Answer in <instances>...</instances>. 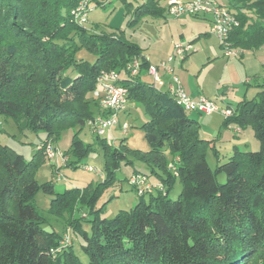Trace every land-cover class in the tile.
Masks as SVG:
<instances>
[{"label": "trees", "instance_id": "obj_1", "mask_svg": "<svg viewBox=\"0 0 264 264\" xmlns=\"http://www.w3.org/2000/svg\"><path fill=\"white\" fill-rule=\"evenodd\" d=\"M82 1L0 0V116L11 118L21 131L43 133L42 141L56 142L65 126L80 130L101 113L92 94L99 72L119 71L127 99L144 106L147 120L139 129L149 148L133 150L122 139L111 149L101 141L102 184L111 182L120 160L132 163L127 159L132 154L153 177L139 170L132 174L142 173L162 189L139 195L147 200L111 218L100 217L92 209L98 188L88 184L57 191L52 181L39 183L34 178L43 161L39 150L26 159L0 143V264H84L72 245L55 252L62 232L43 228L45 218L34 205L39 191L51 196L49 213L69 214L68 228L82 239L87 264H264V77L255 78V96L239 101L235 114L225 118L240 130L250 125L258 149L234 146L226 161L211 168L206 160L210 141L199 136L191 111L170 91L144 79L149 62L135 43L73 20L71 10ZM159 1L147 0L143 6L160 14ZM94 2L101 3L89 0L91 9ZM218 2L239 21L230 33L232 47L254 51L264 44V0ZM245 6L256 19L240 12ZM82 48L91 61L77 57ZM134 57L141 62L132 74L125 65ZM210 148L217 156L218 150ZM87 150L74 134L69 151L82 157ZM176 180L181 189L171 199L168 192ZM75 206L89 209L86 219L70 215Z\"/></svg>", "mask_w": 264, "mask_h": 264}, {"label": "rangeland", "instance_id": "obj_2", "mask_svg": "<svg viewBox=\"0 0 264 264\" xmlns=\"http://www.w3.org/2000/svg\"><path fill=\"white\" fill-rule=\"evenodd\" d=\"M97 1L101 3L96 4L94 2L90 11L89 6H87L88 9L78 10L81 13H88L86 22L82 23L85 28L103 30L108 33L112 32L135 43L142 53L148 56L150 64L153 65L166 61L174 52L175 45L190 46L186 53L177 55L173 63L174 74L179 75V79L181 78L180 73L185 72L184 74L188 77V83L198 92H202L203 95L217 100L222 105L230 103L233 109L238 100L242 98L245 90V98L247 100L255 96L258 90L255 78L259 75L264 77V44L254 51H241L237 57H226L223 55V49L218 40L213 35L208 34L210 29L208 21L193 16L173 18L164 10L165 0L159 1L162 9L160 14H152L146 10L143 4L147 0ZM220 1L228 3V0ZM86 4L88 5L89 3ZM233 10L235 11L236 9L233 8ZM240 12L252 19L257 18L254 11L247 6L240 8ZM261 21L264 23V18ZM77 57L88 61L93 59V56L83 48L77 52ZM213 57L215 59L210 61L209 59ZM230 61L237 64L240 73L244 77H250L252 80L250 85L238 83L232 84L233 88H231L225 79H219V74L224 71V65ZM162 73V70L158 71L161 79ZM164 75L166 74L164 73ZM143 76L146 81H151V77L148 74ZM167 78H170L169 75ZM154 84L155 87L166 90L162 82ZM219 90L228 91L220 95V92L218 94ZM238 93L240 94L239 96ZM216 98H221V101ZM189 115L199 122V136L210 141V147L214 146L219 152L215 156L210 147L207 149L206 160L211 168H214L217 163L226 161L234 146L243 151H255L259 147L250 125L242 127L240 132L235 133L233 128L237 125L231 121L226 124L225 118L220 113L189 112ZM146 120L147 115L144 112L143 104L128 100L126 109L118 114L117 125H114L111 131H106L100 139L96 138V135L92 133L87 124H84L80 130L75 125L65 126L60 131L56 142H52V140L42 141L44 134L41 132L36 134L25 130L21 131L11 118L0 116V143L11 147L26 159H30L36 150H39L43 161L34 173V178L39 183L52 181L57 191H61L64 188H83L88 184L98 188L92 209L94 211L97 210L100 217L111 218L119 210H127L139 200H147V195L139 196L128 184L127 178L132 174L133 170L149 174L150 177H153V175L142 162L135 159L132 154H128L127 159L131 160L132 163H127L124 159L120 160L118 169L111 174V182L102 184L104 183L106 169L104 165V147L101 141L112 149L113 147H119L120 141L124 139L125 144L130 149L148 150L149 146L142 131L139 129V126ZM126 121L129 128L127 134L124 135L122 134L121 125ZM74 134L88 148L82 157H78L74 152L69 151ZM48 145L58 148L62 153L68 152L65 162L61 163V158L59 157L49 158L46 155ZM68 161L75 162L77 166L67 165ZM85 167L92 168L96 173ZM217 179L220 182L224 181L223 175H219ZM180 189V183L176 180L168 192V197L176 199ZM50 199V195L41 191L34 198V205L37 211L44 216L46 221L43 228L46 230L54 229L59 233L62 232V235H69L71 237L70 245H72L74 253L84 264H87V256L80 250L82 239L74 235L68 228L69 214L65 213L60 218L49 213ZM76 206L74 209L77 210L70 215L77 217L81 215L86 219L89 209L87 207L78 209V206ZM82 223L85 229L88 230V224L84 221ZM56 264H61V262L59 261Z\"/></svg>", "mask_w": 264, "mask_h": 264}, {"label": "built area", "instance_id": "obj_3", "mask_svg": "<svg viewBox=\"0 0 264 264\" xmlns=\"http://www.w3.org/2000/svg\"><path fill=\"white\" fill-rule=\"evenodd\" d=\"M217 1L219 0H165L164 10L173 18L208 15L211 21L209 33L218 40L223 49V55L226 57H237L242 50L232 47L230 45L229 37L231 31L239 25V21L235 14L232 13V16H225L224 10H218ZM80 3H89V0H83ZM90 9L91 6L89 3V10ZM71 15L74 21L82 24L86 22L88 13L78 12L77 6L71 10ZM189 47L190 46L186 47L182 44H177L174 47V52L166 61H161L157 65L148 63L147 74L151 77V81L156 83L161 82L162 79L159 76L158 71L162 70L163 73L170 77L167 82V91L174 93L176 98L187 101L191 112L204 114L217 112L224 118L233 116L235 111L222 109L221 103H213L210 101V98L205 97V95L193 97L183 89L178 75L174 74L173 63L176 56L186 53ZM145 59L147 60V57H145ZM140 62V57L132 58L126 63L125 70L128 73H138ZM119 74H121V72L116 70H102V72H99V83H97V87H94L92 92L93 96L97 98L99 102L101 113L91 118V131L99 137L103 136L106 131L112 130V123L115 121L114 113L117 112V108H119L120 104H123L125 89L120 86H111V78H119ZM128 128L129 125L126 121L125 128L122 129V134L126 135ZM234 131L239 132L240 128L236 126ZM48 146L49 147L46 149V155L49 158L53 159L59 157L61 158V163L65 162L67 158L66 155L59 151L58 148H54L50 145ZM85 168L96 173L92 168ZM127 181L138 195H143L144 191L162 189V184L160 182L151 181L149 178L141 177V173L131 174ZM70 238L69 235L63 234L55 252H59L62 248L68 247L71 243Z\"/></svg>", "mask_w": 264, "mask_h": 264}, {"label": "crops", "instance_id": "obj_4", "mask_svg": "<svg viewBox=\"0 0 264 264\" xmlns=\"http://www.w3.org/2000/svg\"><path fill=\"white\" fill-rule=\"evenodd\" d=\"M200 18H203L205 19L206 21L209 22V24L211 25V21H210V17L208 15H203V16H198ZM208 34H210L208 32ZM244 51V50H242ZM143 54V53H142ZM144 55V54H143ZM145 57H147V60L149 62V59H148V56L144 55ZM215 59L214 57L212 59H209L210 61ZM150 63V62H149ZM185 73V72H184ZM183 72L180 73L181 75V78H180V82H181V85L183 87V89L191 96L193 97H196L198 95H203L202 92H198V90H196L191 84L188 83V77L184 74ZM220 75V78L219 79H225L226 83H228L229 86H231L232 84H238V83H245L247 85H250V83L252 82V80L250 79V77H244L241 73H240V69L238 68L237 64L230 61L228 62L226 65H224V71L222 73L219 74ZM260 76V75H259ZM168 76L164 75V73H162V84L165 86L164 88L167 89V82L169 81V79L167 78ZM179 77V75H178ZM257 77V76H256ZM231 88H233L231 86ZM228 90H219L218 91V94L220 92V95L221 93H226ZM233 93V91H232ZM245 93H246V90L244 91L243 95H242V98H240L238 100L241 101L242 99H246L245 98ZM241 94V92H240ZM238 93V96L240 95ZM205 97H208V96H205ZM237 97V96H236ZM209 98V97H208ZM211 100H214L212 98H210ZM216 99H220L221 101V98H216ZM238 99V98H237ZM217 101V100H215ZM237 102V103H238ZM220 103V102H219ZM236 103V104H237ZM230 105V103H227ZM235 128V127H234ZM234 128H233V131H234ZM235 132V131H234ZM236 133V132H235Z\"/></svg>", "mask_w": 264, "mask_h": 264}, {"label": "bare ground", "instance_id": "obj_5", "mask_svg": "<svg viewBox=\"0 0 264 264\" xmlns=\"http://www.w3.org/2000/svg\"><path fill=\"white\" fill-rule=\"evenodd\" d=\"M86 3H84V4H81L79 7H78V10H81V9H86L87 7H86ZM217 8H218V10H224V15L225 16H232V14L230 13V11H228L225 7H223L222 5H220L219 4V2L217 1ZM88 9V8H87ZM79 12V11H78ZM86 12V11H85ZM81 13V12H80ZM83 13V12H82ZM102 72V71H101ZM133 74V73H132ZM97 83H99V76H98V79H97V82H96V86L95 87H97ZM153 83H156V82H153ZM111 86H120V87H123L125 90H124V98H123V104H120V106H119V108H117V112L116 113H114V123H112V127L114 126V125H117V123H118V121H117V119H118V114L121 112V111H124L125 109H126V105H127V103H128V99H127V89L124 87V86H122V85H120L119 84V78H111ZM172 93V92H171ZM174 96H175V94L174 93H172ZM172 95V96H173ZM176 97V96H175ZM177 100H178V102L184 107V109H186L187 111H191L190 110V107H188V102L187 101H184V100H182V99H178V98H176ZM210 101H212L213 103H219L218 101H215V100H211L210 99ZM221 108L222 109H225V110H228V111H233V108H231V107H229V106H226V105H222L221 104ZM126 123V122H125ZM125 123H123L122 125H121V128L122 129H124L125 128ZM87 125L90 127V129L92 130V122H91V119H89L88 120V122H87ZM121 129V130H122ZM141 177H145L144 175H142V173H141ZM145 178H147V177H145ZM151 193L152 191H144V193Z\"/></svg>", "mask_w": 264, "mask_h": 264}]
</instances>
